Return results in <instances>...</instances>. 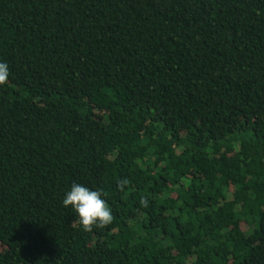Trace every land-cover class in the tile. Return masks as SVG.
I'll list each match as a JSON object with an SVG mask.
<instances>
[{"label": "trees", "instance_id": "trees-1", "mask_svg": "<svg viewBox=\"0 0 264 264\" xmlns=\"http://www.w3.org/2000/svg\"><path fill=\"white\" fill-rule=\"evenodd\" d=\"M0 61V264H264V0H0Z\"/></svg>", "mask_w": 264, "mask_h": 264}, {"label": "clouds", "instance_id": "clouds-1", "mask_svg": "<svg viewBox=\"0 0 264 264\" xmlns=\"http://www.w3.org/2000/svg\"><path fill=\"white\" fill-rule=\"evenodd\" d=\"M10 75L7 62L0 61V85L8 81ZM62 206L70 208L78 223L85 231L103 228L112 221V210L108 206L100 190H92L79 183L71 184L65 191Z\"/></svg>", "mask_w": 264, "mask_h": 264}]
</instances>
